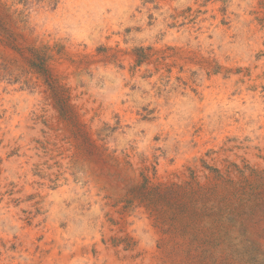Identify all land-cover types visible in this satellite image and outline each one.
<instances>
[{
  "label": "rangeland",
  "instance_id": "374dc122",
  "mask_svg": "<svg viewBox=\"0 0 264 264\" xmlns=\"http://www.w3.org/2000/svg\"><path fill=\"white\" fill-rule=\"evenodd\" d=\"M0 264H264V0H0Z\"/></svg>",
  "mask_w": 264,
  "mask_h": 264
}]
</instances>
